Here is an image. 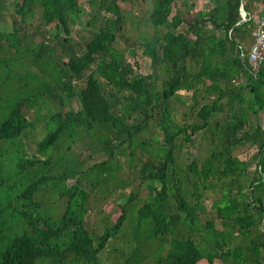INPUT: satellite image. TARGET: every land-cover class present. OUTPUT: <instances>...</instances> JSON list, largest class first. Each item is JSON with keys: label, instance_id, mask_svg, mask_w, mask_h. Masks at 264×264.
<instances>
[{"label": "trees", "instance_id": "16d2710c", "mask_svg": "<svg viewBox=\"0 0 264 264\" xmlns=\"http://www.w3.org/2000/svg\"><path fill=\"white\" fill-rule=\"evenodd\" d=\"M132 1L138 0H87L90 16L85 25L90 30L82 44L72 40L69 29L76 0H21L19 23H25L32 7L37 9V42L32 36L21 39L16 27L5 35L0 32L6 42L5 47L0 42V66L32 74L22 85L30 95L16 100L0 121V145L10 148L2 154L13 168L8 176L0 166V187L12 191L0 197V264H100V252L118 232L136 194L129 192L126 201L117 204V215L106 219L101 233H89L84 222L89 194L80 183L85 174L75 166L49 173L51 156L44 151L60 142L70 149L83 133H99L91 141L107 157L87 170L101 166L109 173L111 149L133 143L152 117L157 118L161 142L138 171L140 182H148V193L136 208V225L147 226L148 234L160 241L165 238L168 248L151 264H212L215 259L220 264H264V58L251 71L247 52L253 23L240 20V0L199 11L184 10L182 3L177 8L180 0H149L146 20L154 34L140 45L150 72L139 73L113 45L125 19L121 8ZM254 2L264 4L242 0L243 10L249 12ZM41 25L51 31L38 30ZM3 83L1 93L8 88ZM178 91L190 92L193 103L187 109L195 117L190 122L171 119L170 101L179 100ZM42 95L58 109L49 114L36 145L44 158H27L20 137L33 124L23 107ZM73 97L79 100L76 110L67 107ZM49 124L53 126L47 129ZM198 132L207 135V154L176 167L177 142L190 144ZM137 145L144 149L148 144L141 140ZM73 174L75 182L67 185L66 178ZM48 185L47 193H56L54 200L61 207L54 218L41 210L42 200L32 199ZM206 191L214 194L210 207L221 229L213 220L199 223ZM234 234L240 243L231 242ZM135 247L118 264H139L146 258L140 246Z\"/></svg>", "mask_w": 264, "mask_h": 264}, {"label": "rangeland", "instance_id": "374dc122", "mask_svg": "<svg viewBox=\"0 0 264 264\" xmlns=\"http://www.w3.org/2000/svg\"><path fill=\"white\" fill-rule=\"evenodd\" d=\"M77 8L71 13V22H69L70 36L72 40L82 44L85 40L89 38L88 31L90 27L85 25L86 20L89 18V8L87 6V0H76ZM21 0H0V32L5 35L14 30V27L18 28L17 34L21 36V39L28 40L29 36L35 39V42L39 41L38 31L34 29L39 24L38 13L36 7H32V14L27 16L25 23H19V16L16 10L20 8ZM151 3L149 0H138L132 1L131 3L126 2L121 8L122 13L125 17L122 24V28L118 31L116 40L114 42V47L117 48L124 54V58L133 66L135 72L139 73H149L150 72V61L148 57L143 53L140 42L148 39L152 34H154L153 28L149 25L146 20ZM15 22V24H13ZM47 29L48 27L39 26L37 29ZM163 28L157 30V33L162 31ZM23 34L25 36H23ZM156 34V33H155ZM2 47H5V40L1 38L0 40ZM21 48H24L21 46ZM4 52L0 51V57L4 56ZM7 56V54L5 55ZM26 69L36 71V68L30 67ZM15 73L12 66H0V83L7 82L8 88L5 89L3 93L0 92V121L8 115L10 108L13 106L14 102L18 99L30 95L29 89L23 87L22 85L31 78L32 74H25V68L17 69ZM3 83V86H4ZM30 86V85H29ZM179 100L183 101L180 103L179 100H171L170 103L173 105L171 111V119L173 122L181 124L185 122H190L194 120V115L188 111L187 107L193 103L190 98V92L178 91ZM116 97H112L114 101ZM55 104H57L55 102ZM69 105L67 107H72L73 110L79 108V100L77 97H73L69 100ZM64 107V110L67 108ZM57 106H52L49 99L46 96H39L36 99V103L30 104L23 107L24 115L32 122V127H26L24 130V135L20 137L21 143H23V148L27 158L31 157V154L38 159L44 158L40 152H37V142L44 135L45 129L43 124L49 118V114L57 110ZM182 113L184 115L182 116ZM39 118L38 122L36 121ZM264 120V118H263ZM129 122H131L129 120ZM157 118L152 117L143 125V128L137 133L133 143L122 144L118 150L112 148L110 158L111 170H101V166L93 171H88L87 168L107 157V153L100 150L99 146L94 145L91 141L95 140L99 133L82 134V136L71 144L70 149L67 147L65 142L59 143L58 147H53L44 151V154H50L51 160L48 163V172L52 174H57L66 169H71L75 166L76 172L80 171L85 175H81L80 183H85L80 185L89 194L87 199V209L84 215V222L89 233L98 235L102 232L103 227L108 224L106 219L110 221L113 216L117 215V204L126 201L129 192H135V198L128 203L126 208V217L122 222L116 235L110 237L107 241L106 248H104L99 254L100 264H118L122 262L123 259L132 252L133 246L135 248H141V251L146 254V258H141L139 264H151L155 257L162 255L168 248V243L165 238L160 237L155 238L154 236L148 234L147 226L142 225L139 229L136 223V208L139 207L142 202L146 199L147 181L140 182L138 177V171L141 163L147 158L152 157L153 153L156 151L157 147L161 142V134L156 126ZM264 124V121H263ZM46 126V124L44 125ZM47 125V129L51 128L53 125ZM49 127V128H48ZM207 135L198 132L192 136V143H181L177 142L176 145V155H175V165L178 168H183L185 164L189 162L191 158L196 160H201L207 154ZM68 139V138H67ZM144 140L147 142V146L141 149L137 142ZM10 148L3 147L0 145V166H3L4 175L10 176L12 173V164L8 163L3 151ZM116 150V151H115ZM243 149H240L241 152ZM238 152V153H239ZM130 153L132 155H130ZM70 158V163L67 160ZM35 165H37L35 163ZM78 166V167H77ZM36 167V166H32ZM104 168V167H103ZM253 165L250 163L247 169V173L251 174ZM106 169H108L106 167ZM87 170V171H86ZM87 172V174L85 173ZM106 174V178H102ZM99 176V177H98ZM88 177V178H87ZM15 179V178H14ZM76 176L73 174L71 177L66 178V184L70 185L75 182ZM98 181V182H97ZM48 185L44 191H39L33 194L32 199L42 200V209L48 213L55 215L61 212V207L56 205V193H47L49 189ZM12 191L7 186L3 185L0 187V197L7 198L10 196ZM214 197L212 191H206L205 195L201 199V206L203 207V212H201L199 217V223L203 224L205 220H213L214 227L221 229V225L218 219L214 218V211L210 207L211 200ZM17 201V207L20 205V201ZM15 204V203H14ZM13 229V228H12ZM15 230V229H13ZM235 235V234H234ZM137 240L140 244L136 243ZM232 243H240L238 235L231 241ZM1 246V244H0ZM198 264H207L205 262H199ZM212 264H220L219 260L215 259Z\"/></svg>", "mask_w": 264, "mask_h": 264}, {"label": "built area", "instance_id": "2783aa9c", "mask_svg": "<svg viewBox=\"0 0 264 264\" xmlns=\"http://www.w3.org/2000/svg\"><path fill=\"white\" fill-rule=\"evenodd\" d=\"M238 13L241 21L250 20L253 23L250 31L251 42L248 47L247 60L251 71H256L258 65L264 58V16H253L250 12H245L240 0Z\"/></svg>", "mask_w": 264, "mask_h": 264}, {"label": "crops", "instance_id": "0c3cea01", "mask_svg": "<svg viewBox=\"0 0 264 264\" xmlns=\"http://www.w3.org/2000/svg\"><path fill=\"white\" fill-rule=\"evenodd\" d=\"M224 0H180L176 3V7H180V3H182V8L185 10H193V11H199L202 9H206L210 6L219 5ZM250 13H252L253 16L261 15L264 16V4L259 2H254L251 6Z\"/></svg>", "mask_w": 264, "mask_h": 264}]
</instances>
